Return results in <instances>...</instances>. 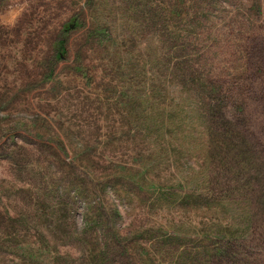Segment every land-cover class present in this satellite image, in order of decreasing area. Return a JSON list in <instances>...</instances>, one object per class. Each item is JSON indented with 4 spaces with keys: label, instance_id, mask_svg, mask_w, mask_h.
Wrapping results in <instances>:
<instances>
[{
    "label": "rangeland",
    "instance_id": "obj_1",
    "mask_svg": "<svg viewBox=\"0 0 264 264\" xmlns=\"http://www.w3.org/2000/svg\"><path fill=\"white\" fill-rule=\"evenodd\" d=\"M0 264H264V0H0Z\"/></svg>",
    "mask_w": 264,
    "mask_h": 264
},
{
    "label": "trees",
    "instance_id": "obj_2",
    "mask_svg": "<svg viewBox=\"0 0 264 264\" xmlns=\"http://www.w3.org/2000/svg\"><path fill=\"white\" fill-rule=\"evenodd\" d=\"M177 16H179V15H177ZM75 26L76 25H70V24L66 23V24H63L61 26V28L59 29V31L55 37V40L52 43V58H53V60L65 58L64 56L66 54V44H67L68 39H69V32L71 30H73L75 28ZM75 72L77 74L76 76H78V77L86 76L85 71L79 65H78V68H76Z\"/></svg>",
    "mask_w": 264,
    "mask_h": 264
}]
</instances>
